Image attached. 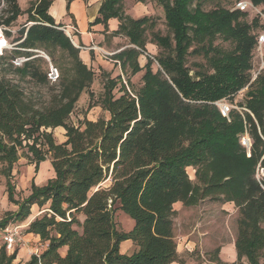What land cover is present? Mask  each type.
Instances as JSON below:
<instances>
[{
	"label": "trees",
	"instance_id": "trees-1",
	"mask_svg": "<svg viewBox=\"0 0 264 264\" xmlns=\"http://www.w3.org/2000/svg\"><path fill=\"white\" fill-rule=\"evenodd\" d=\"M66 1L70 11L74 0ZM123 1L103 0L93 25L107 27L111 19H117V34H125L145 50L149 19L126 15ZM157 1L165 10L170 32V37L157 38L158 46L168 52L157 59L160 70L154 74L149 60L142 89L134 93L122 87L118 98L114 94L117 81L108 79L103 103L110 120L86 122L84 129L67 124V119L95 73L49 14L52 1L40 0L32 6L29 22L35 25L22 45L27 50L45 46L66 52L73 62V75H62L59 103L42 110L29 106L23 91L0 76L1 175L7 179L9 201L19 206L16 214L0 221V230L11 222L23 223L38 206L42 214L29 225L28 233L47 244L41 255H33L26 264H182L174 235V206L194 207L207 199L234 203L240 215L237 260L263 264L264 180L255 177L257 152L259 156L262 152L256 150L248 158L238 136L249 127L255 147L264 146L257 131L259 124L264 136V77L252 85L245 106L258 124L246 113L244 126L236 111L229 121L212 104L233 98L251 81L254 39L247 27L236 23L239 12L204 10V3L214 0ZM253 1L264 5V0ZM3 2L8 11L0 25L9 27L21 10L18 0ZM218 38L231 41L234 49L216 47ZM191 54L204 55L213 73L191 76L187 67ZM41 60L25 62L18 72L37 82L47 81L36 65ZM132 66L134 73L141 71L135 62ZM58 126L67 131L64 144L55 145L51 135L45 134L43 149L36 141L26 145L37 168L48 153L52 155L55 177L43 187L33 184L30 197L17 202L11 178L25 140L43 127ZM189 168L195 171V181ZM108 182L109 187H104ZM111 201H119L121 210L135 222L130 232L117 230ZM126 241L136 246L132 255L121 253ZM16 257L17 252L9 256L3 247L0 264H14Z\"/></svg>",
	"mask_w": 264,
	"mask_h": 264
},
{
	"label": "rangeland",
	"instance_id": "rangeland-1",
	"mask_svg": "<svg viewBox=\"0 0 264 264\" xmlns=\"http://www.w3.org/2000/svg\"><path fill=\"white\" fill-rule=\"evenodd\" d=\"M40 0L22 1V6L19 5L21 16L11 26L0 25V76L17 85L24 94L26 103L35 110H42L48 107H53L59 103L61 96L62 75L72 76L73 62L71 57L59 48L36 46L35 49H28L23 46L27 40L29 29L35 25L29 22V16L32 12V6ZM52 1V0H50ZM53 4V1H52ZM51 8V7H50ZM49 8V10H50ZM123 11L126 15L134 20L147 18L149 19L146 25L145 50L131 43L129 38L124 34L114 33L115 37L119 38L113 47L109 44L108 56L102 57L98 51V57L92 55L93 60L91 66H87L95 73L93 83L79 93V98L68 115L67 124L75 128L81 127L84 129L86 122H97L100 119L110 120V113L106 110L103 103L106 93L108 79L117 81L114 90L115 96H121L122 87L134 93H138L145 85L144 76L147 72V64L149 60L153 61L151 66L154 74L160 70L157 59L164 56L165 52L158 46L157 38L170 37L165 18V10L157 0H124L122 3ZM204 10L210 11L214 9L224 8L230 12H239L237 24H243L247 27L249 36L254 39V48L252 50L251 81L249 84L238 92L233 98H225L212 103L217 107V110L231 121L230 115L236 111L242 119L244 126L245 114H249L254 118L253 113L245 108L248 101L247 94L253 84L260 77H264V5H256L253 0H214L205 2ZM7 5L0 0V21L7 18ZM50 14V13H49ZM56 22V21H55ZM236 26V25H235ZM237 28V27H236ZM62 30V28H60ZM64 31V30H63ZM65 32V31H64ZM67 37L73 42L72 34L65 32ZM77 45V44H76ZM214 45L224 51H232L234 44L231 41H225L218 38ZM107 46V44L105 45ZM77 48V47H76ZM81 51V48H77ZM34 54L32 58H28L27 54ZM41 58V61L36 63L42 75H47V81L37 82L29 77H23L18 70L23 68L25 62L33 59ZM100 59V60H97ZM103 65H101L99 63ZM139 65L141 71L134 73L132 63ZM187 67L191 71V76L196 77L199 73H213L210 63L204 55H189ZM51 69L58 73V78L53 80L49 77ZM61 98V97H60ZM258 124V123H257ZM257 131L260 138L264 141V136L261 126L257 125ZM66 129L63 126L56 128H41L39 132H35L31 139H26L24 149L20 151V159L14 166L11 182L15 187V200L23 202L31 194L32 185L43 187L55 177V172L52 166V155L48 153V145L45 146L44 152H47L45 162L41 163L38 168L33 161V155L29 152L26 145H33L36 141L38 146L43 149L41 143H46L45 134H49L55 145L64 144L67 141ZM239 145L245 149V154L248 158L253 157L254 152L259 150L262 154L255 169V177L258 181L264 180V146L255 147V141L249 131L240 134ZM248 142V143H247ZM255 158H257L255 156ZM4 166L0 164V221L14 215L19 211V206L9 201L7 191V179L1 175ZM190 178L195 181V171L192 168L188 169ZM110 182L104 185L109 187ZM110 208L114 216L116 228L119 232H130L135 222L121 210L119 201L110 202ZM176 216L174 218V235L177 243L193 241L196 243L195 250L192 253L198 252L201 264H227L219 258L221 249L227 250V247L236 250V242L239 237V210L234 203H221L211 199L201 202L198 206L185 207L182 203L176 204L174 207ZM42 214L38 206H34L31 210L30 217L23 223L11 222L9 227H20V235L18 243L12 250H9L3 240V231L0 230V251L3 247L9 256L17 252L14 264H26L30 261L33 255H41L47 248V244L40 240H34L28 233V228L25 226L32 220ZM83 221L84 217H79ZM34 219V220H35ZM124 243V242H123ZM189 245V243H187ZM122 246V245H121ZM135 246V245H134ZM125 247V245H124ZM124 247H122L124 249ZM136 247V246H135ZM184 247L190 252V249ZM137 250V249H136ZM202 253L204 257L202 256ZM125 255L127 253H124ZM132 255V254H131ZM223 261V262H222ZM264 264V258L262 259ZM230 264V263H228ZM234 264H248L244 259L238 262L237 258Z\"/></svg>",
	"mask_w": 264,
	"mask_h": 264
},
{
	"label": "crops",
	"instance_id": "crops-1",
	"mask_svg": "<svg viewBox=\"0 0 264 264\" xmlns=\"http://www.w3.org/2000/svg\"><path fill=\"white\" fill-rule=\"evenodd\" d=\"M22 1L24 2L26 0H18L20 6L24 4H21ZM52 1L53 4L51 5L49 13L55 19L57 25H62V30L72 34L73 41H76L73 45L83 50L80 52V58L83 63L90 67L93 60L92 55H95L97 58L98 51L102 54L103 58H106L109 54L106 51V49L108 50L109 48L108 45L111 44L113 47L118 43L117 40L119 38L115 37L114 33L119 30L120 22L117 19H111L107 27L104 24L93 25L95 20L99 18V11L103 0H74L71 3L70 11L67 10L66 0ZM130 1L132 2V0H129V2ZM106 44L107 46H105ZM100 62L101 61H99V63ZM34 219H32L25 228H28ZM31 237L34 240H39V238L34 235H31ZM187 243H189V245ZM187 243H178L177 251L182 264H201L202 261L199 260L198 256V252L200 251L201 253V250L198 249L192 253V250H195L196 243L193 241H187ZM121 245L120 250L122 254L127 253L126 255H131L136 251V247L132 241H126ZM186 246H188L187 248L190 249V252L184 249ZM122 247H124V249ZM227 248V250L221 249L219 258L227 264H234L237 258L235 248ZM202 256L204 257L203 253ZM173 264L181 263L175 262Z\"/></svg>",
	"mask_w": 264,
	"mask_h": 264
},
{
	"label": "built area",
	"instance_id": "built-area-1",
	"mask_svg": "<svg viewBox=\"0 0 264 264\" xmlns=\"http://www.w3.org/2000/svg\"><path fill=\"white\" fill-rule=\"evenodd\" d=\"M1 33V31H0ZM1 37L2 34H1ZM0 37V38H1ZM49 77L53 80H56L59 76L56 70L51 69ZM20 227L18 226H14V227H7L4 231H3V237L2 240L5 244V246L9 249L12 250L13 247H15L18 243V237L20 235L19 232Z\"/></svg>",
	"mask_w": 264,
	"mask_h": 264
}]
</instances>
